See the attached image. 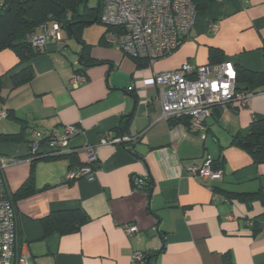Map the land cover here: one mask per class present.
<instances>
[{
    "label": "crops",
    "instance_id": "crops-1",
    "mask_svg": "<svg viewBox=\"0 0 264 264\" xmlns=\"http://www.w3.org/2000/svg\"><path fill=\"white\" fill-rule=\"evenodd\" d=\"M103 43H89L99 63L84 69L86 80L77 87L68 80L79 44H48L29 61L34 77L13 88L9 73L21 65L12 50L0 51V108L11 113L0 120V133H21L16 140L0 139V155L16 159L3 175L4 195L15 211L14 260L23 253L27 264H133L132 253L140 251L151 254L148 264H224V255L230 264H264V162H253L231 143L253 118L264 117V86L244 107H213L201 138L187 130L185 118H160L151 80L153 73L184 62L209 63L210 47L221 60L263 71L264 0H203L189 34L151 65L140 66L116 45ZM66 124L79 128L69 140L71 151L29 158L32 130L46 135ZM110 129L136 138L96 145L93 178L67 179L70 169L86 164L84 145ZM206 160L223 163L220 177L200 180L187 173V165ZM30 174L33 190L19 196ZM132 175H146L148 194L134 187ZM224 193L253 196H214ZM73 208L88 216L78 230L43 235V217ZM124 224L136 225L137 232L125 234Z\"/></svg>",
    "mask_w": 264,
    "mask_h": 264
},
{
    "label": "built area",
    "instance_id": "built-area-1",
    "mask_svg": "<svg viewBox=\"0 0 264 264\" xmlns=\"http://www.w3.org/2000/svg\"><path fill=\"white\" fill-rule=\"evenodd\" d=\"M99 21L108 28L104 41L116 45L121 51L135 58L145 59L151 65L156 59L172 53L189 34L195 19L197 6L194 0H100ZM213 27L212 29H214ZM62 30L55 22H43L38 32L29 37L34 48H45L50 43L62 39ZM86 80L83 73H73L68 80L69 87H77ZM152 83L157 86V98L160 105V118H185L188 131L205 135V119L213 107L222 109L244 107L254 91L240 89L235 79V69L229 60L218 63L191 65L182 63L179 67L153 73ZM7 117L0 110V120ZM75 124L54 127L46 135L38 130L30 132L27 143L29 158L40 155H60L71 151L69 140L78 133ZM136 135H115L107 130L95 144L84 145L86 164L67 172V179H92L95 174V146L107 143L134 141ZM46 148V149H45ZM13 157L0 155V264H12L16 238L15 211L9 198L4 195V170L15 162ZM193 178L205 180L218 178L221 170L215 169L206 160L201 164H189L185 167ZM136 189L142 188L146 175H132ZM211 188V187H210ZM215 198L225 201L222 195ZM125 234L131 236L138 230L134 224H124ZM143 253L135 251L131 259L133 264H144ZM16 264H27L26 255L21 253Z\"/></svg>",
    "mask_w": 264,
    "mask_h": 264
},
{
    "label": "trees",
    "instance_id": "trees-1",
    "mask_svg": "<svg viewBox=\"0 0 264 264\" xmlns=\"http://www.w3.org/2000/svg\"><path fill=\"white\" fill-rule=\"evenodd\" d=\"M203 0H194L197 8ZM101 8V1L96 0L95 6H89L87 0H0V51L2 49L12 50L17 57V65H21L17 70L9 73L11 88L20 84L29 82L34 77V69L29 63L31 58L36 54L42 52L44 48H34L29 42V37L38 32V25L43 22H55L62 30V39L57 43L58 45H65V32L70 39H76L77 44L80 45L78 59L74 63L73 73H84V69L91 63L99 61L94 60L89 54L90 44L81 37V28L89 23L99 21V12ZM92 21V22H89ZM108 28L106 27V30ZM103 35V34H102ZM101 35L102 40L103 36ZM209 63H218L225 59H220V52L216 48H209ZM138 65L142 66L146 62L145 59L133 58ZM264 59V47H263ZM235 69V79L237 87L240 89H255L264 86V70L252 71L243 68L239 65H233ZM2 76L0 75V106L4 102V95L2 93ZM4 110L7 116H10V111ZM174 119V118H173ZM184 119L182 117L177 118ZM176 120V119H174ZM186 122V119H184ZM187 123V122H186ZM122 133V129L120 134ZM264 136V117L253 118L244 132H238L231 137V143L246 150L252 157L253 162H264V143L262 138ZM21 137L19 134H3L0 133V139L16 140ZM57 155H44L43 157H55ZM222 162H215L213 168L222 171ZM33 190L31 182V174L22 183L17 190L19 196L27 195ZM148 194L149 183L145 180V184L140 188ZM225 197H237L242 200L251 199L253 195L248 193H224ZM88 220L86 213L79 209H66L61 211H54L46 215L40 220L43 235L51 232L65 233L78 230L79 227ZM16 239V238H15ZM163 243L159 250H162ZM157 250V251H159ZM154 253V255L157 253ZM147 255V254H146ZM151 256V254H150ZM224 264H230L226 255L223 256ZM145 261L144 264H148ZM12 264H16L13 259Z\"/></svg>",
    "mask_w": 264,
    "mask_h": 264
},
{
    "label": "rangeland",
    "instance_id": "rangeland-1",
    "mask_svg": "<svg viewBox=\"0 0 264 264\" xmlns=\"http://www.w3.org/2000/svg\"><path fill=\"white\" fill-rule=\"evenodd\" d=\"M87 4L89 6H95L96 5V0H87ZM106 31V25H104L103 23H101L100 21H95L89 24L84 25L81 28V37L88 43L90 44H95V43H100L104 40H101V35L103 32ZM104 34V33H103ZM63 37L65 38L66 42L69 45H76V39L75 38H71L67 36V34L64 32L63 33ZM104 44V43H103ZM68 49V54L70 55H74V52H72L69 48Z\"/></svg>",
    "mask_w": 264,
    "mask_h": 264
},
{
    "label": "water",
    "instance_id": "water-1",
    "mask_svg": "<svg viewBox=\"0 0 264 264\" xmlns=\"http://www.w3.org/2000/svg\"><path fill=\"white\" fill-rule=\"evenodd\" d=\"M89 22H92V21H89ZM150 257H151L150 254H147V255H144L142 259L145 262V261H148Z\"/></svg>",
    "mask_w": 264,
    "mask_h": 264
}]
</instances>
